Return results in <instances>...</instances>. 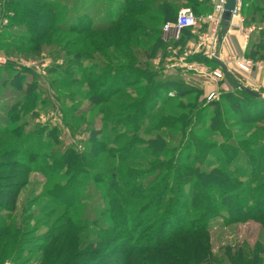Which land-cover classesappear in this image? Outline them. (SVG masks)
Segmentation results:
<instances>
[{
  "label": "rangeland",
  "instance_id": "1",
  "mask_svg": "<svg viewBox=\"0 0 264 264\" xmlns=\"http://www.w3.org/2000/svg\"><path fill=\"white\" fill-rule=\"evenodd\" d=\"M10 1L0 0V34L10 37V41L3 37L0 39V55L7 60L0 66V79H9L13 74L6 71L7 67L15 71L22 70L23 89L30 82H36L33 86L36 101L30 106V111L20 112L18 118L12 120L6 112L18 99L24 101L23 93L9 84L0 85V138L3 141L14 138L10 133L14 128L22 130V134H33L34 129L44 130L39 136L41 148H35L32 143L33 138H38L35 133L23 145L22 155L10 154L0 158V264H233L231 258H237L239 254L242 257L237 264H254L255 261L257 264H264V223L259 219L241 218L235 212L228 215L223 210H218L209 217L205 231L197 237H176L173 241L158 246L155 253L146 252L145 249L142 251L140 248L155 247L153 239L161 226V213L140 223L130 242L134 246H128V252L122 251L119 245L112 248L116 241L105 239L99 234L102 231H98L100 228L109 229L111 225L106 214L100 216V212L107 209L106 192L102 191L101 183L93 180L91 175L83 182H76V178L72 180L73 173H67V167L61 170L53 167L52 155L59 158L68 149L81 151L88 148L90 131L99 129L101 125H104L107 147L114 148L118 142L125 141L120 137L125 128L115 123L121 120L118 112L123 111L118 104L127 101V95L134 96L132 90L128 88L113 96L109 102L94 107L88 100L86 85L91 81L87 76L96 74L97 78L101 77L104 65L114 67L127 63V60L112 56L106 62L107 58L101 54L102 48L107 49L103 44L99 51L87 50L88 52L82 53L79 64L76 65L73 52L79 44L68 43L77 36L76 33L54 30L36 41L34 35L42 30L29 28L24 21H19L21 17L14 20L7 6ZM30 1L32 4L28 7H35L34 0ZM36 1L37 8L53 15L51 22L41 18V24L50 22L55 27L59 24L68 26L73 20L72 9L77 0ZM101 1L108 5V0ZM80 2L84 10L90 1ZM119 2L120 0H113L109 15L119 12L116 6ZM20 3L23 4V1ZM43 3L51 7L42 8ZM183 6L191 7L188 1H182L178 9ZM92 9L98 10L94 24L103 25L109 21L105 7L94 2ZM250 9L246 7L245 14ZM192 10L195 12V9ZM245 22L243 21L246 32L250 30L251 36L248 38V52L240 58L252 62V68L246 72L231 63L228 77L224 75V71L220 80L209 78L206 74L209 80L202 76L204 74L187 70L184 65L188 63L203 64L207 71L217 65L211 61V55L210 58L201 57L200 48L197 54L183 59L181 52L189 48H185L184 41L178 44L172 42L178 40L167 41L166 47L159 49L150 59L143 51L134 49L137 57L133 65L152 74L154 81L176 84L168 86L163 95L175 98V91L180 88L177 81H188L202 90L198 103H202L203 99L214 103L209 105L208 113L213 114V108H218L216 124L210 127L211 116H200L196 122H192L195 124L192 126L195 127L194 132L191 130L193 136L204 139L201 142L208 146V152L203 156V151L189 148L184 149L183 153H188L191 165L202 169L205 164L199 158L204 157L208 162L204 169L225 172L229 178L241 183L247 189L241 196L246 197L251 204L259 197L264 198V102L253 113L248 107L235 111L231 106L232 99L220 98L226 92L242 97V89L264 94V86L251 81L252 72L264 64V20L259 12H255ZM200 31L205 30L199 29L196 34ZM106 35L105 32H98L97 37ZM15 39L21 41L24 47L16 46ZM188 39L191 38L187 37L186 40ZM256 46L262 48L255 56L252 49ZM122 53L125 55L126 52ZM238 84L243 88L238 89ZM211 92L215 96L208 100L207 96ZM261 99L264 100V97ZM188 100L184 98L182 101L187 103ZM176 105L177 100H173L167 101L163 107L171 111ZM153 119L154 116L150 120L146 119L147 123H151ZM54 127L56 133L49 135L50 129ZM116 135H119L117 139L114 137ZM141 137L145 139L147 136L142 134ZM3 147L4 145L0 150ZM138 151L140 148L135 150ZM149 159H152L150 155L131 159L132 166L140 171L135 181L144 184L158 174L149 171ZM163 159L165 158H160V161ZM210 196L215 200L219 197L212 191ZM186 207L184 221L188 223L194 221L197 211L192 210L188 203ZM169 226L159 230V234L167 236Z\"/></svg>",
  "mask_w": 264,
  "mask_h": 264
},
{
  "label": "trees",
  "instance_id": "2",
  "mask_svg": "<svg viewBox=\"0 0 264 264\" xmlns=\"http://www.w3.org/2000/svg\"><path fill=\"white\" fill-rule=\"evenodd\" d=\"M21 1L23 4L20 3ZM89 1L86 8L82 10V4L80 0H77L72 9L74 11L73 20L68 26L59 24L57 27L50 23L53 20V15L37 8L36 0H34L35 7H28L29 4H32L30 0H11L7 6L10 8L14 20L21 17L22 21H19H24L29 28L42 30V33L38 31L34 35L36 41L54 30L76 33L77 36L68 41L71 45L79 44V47L73 52V58L75 61L77 60L76 65L79 64V57L82 53H86L87 50L99 51L103 44L107 49L102 48L104 53L100 52L107 58L106 62L112 56L127 60V63L114 67L110 64L104 65L101 69V77L97 78L96 74L87 76L91 81L86 85L88 100L94 107L109 102L113 96L123 93L128 88L132 90L134 96L127 95L128 100L118 104L123 111L118 112V118L121 120L115 123V125L125 128L120 135L125 141L118 142L114 148L107 147L104 125H101L99 129L90 131L87 140L88 148H83L81 151L68 149L59 158L52 155L53 167L60 170L65 167L70 169H67L66 172L73 173L72 180L76 178V182H83L88 175H91L93 180L101 183L102 191L106 192L107 209L100 212V216L106 214L111 225L109 229L100 228L98 231L102 232L99 234L107 240L116 241L112 248L115 249L116 245H119L122 251L128 252L130 249L128 246H134L130 245V242L134 239L140 223L148 217L151 218L161 213L163 216L160 218L162 219L161 226L153 239L155 247H150L152 249L140 248L142 251L145 249L146 252L155 253L158 246L165 242H171L176 237H197L199 233L205 231L209 217L218 210L226 211L228 215L235 212L241 218L259 219L264 223V198L259 197L250 204L246 197L241 196V193L247 190L242 187L241 183L229 178L225 172L217 169L210 171L204 169L208 166L204 157L199 158L200 162L205 164L202 169L191 165L188 160L190 156L186 152L183 153L184 149L189 148L203 151V156L208 152V146L201 142L204 139L193 136L192 132L195 127L192 126L195 124L192 122H196L200 116L210 115V127L214 126L217 122L218 108H213V114L208 113L209 105L214 103L206 102L205 99L202 100V103H198L202 90L180 81H177L180 88L176 89L175 98L163 95L168 86L176 84L167 81H154L152 74L145 73L140 67L137 68L133 65L137 57L134 49L143 51L150 59L156 55L159 49L166 47L167 41L162 37V26L164 22L174 20L182 0H120L116 5L119 12L116 11L112 15H109V12L113 6V0H108V5L101 0ZM186 1L197 12V5L193 1L185 0L183 2ZM94 2L105 7V14L109 18L106 24L96 25L93 23L98 11L92 9ZM43 6L51 7L46 3L42 4V8ZM246 7L251 9L245 14ZM255 12H259L260 17L264 20V0H240L239 13L243 16L244 22L248 18H252ZM41 18L50 22L41 24L39 22ZM98 32H105L107 35L98 38ZM190 35L189 30L183 29L178 41L172 42L176 44L180 41L185 42ZM2 37L3 35L0 34V39L4 38V40L10 41L9 36ZM14 43L20 48L24 47L23 43L17 39L14 40ZM111 46L113 47L109 52ZM248 47L249 42L246 53ZM261 48V46L254 47L252 54L256 56ZM122 51L126 52L125 55ZM129 54L130 56H128ZM207 61L209 60L207 59ZM211 61L216 64L214 59ZM6 71L13 74L9 79H0V85L9 84L24 96V101L18 99L9 106L6 112L10 119L15 120L20 112L30 111L32 108L30 106L36 101L33 87L36 82H30L23 89V71H15L10 67H7ZM240 92L242 97L226 92L220 98L222 100L232 99L231 106L235 111L248 107L255 113L263 105V99L249 95L244 89ZM184 98L189 99L187 103L182 101ZM173 100H177L175 109L170 111L163 107L167 101ZM152 116L155 119L151 123H147V120H150ZM43 130L42 128L34 129L33 134H22V130L19 128L10 130V133L15 137L10 138L9 141L8 139L3 141L0 138V148L4 145L0 150V158L10 154L22 155L23 145H26V142H29L35 133L38 138H33L32 143L36 146L35 148H41L42 141L39 136L42 135ZM50 131L49 135L54 134L56 128H51ZM142 134L147 137L143 139ZM117 136L119 135L114 137ZM138 148H140L138 152L142 154L135 152ZM142 155L152 157L148 162L149 171L158 173L154 179L145 181L144 184L135 181V177L140 175V171L131 163L132 158H140ZM160 158L165 159L160 161ZM95 167L97 169H94ZM98 167L107 170L103 171ZM211 191L219 196L216 200L211 198ZM187 203L192 210L197 211L194 221L188 223L184 221ZM98 226L100 227L99 223ZM165 226L170 228L167 231V236L164 237L163 234H159V230ZM117 242L122 244H117ZM112 248L109 247V249ZM236 257L231 258L233 264H237L242 256L239 254ZM254 264H257V261Z\"/></svg>",
  "mask_w": 264,
  "mask_h": 264
},
{
  "label": "built area",
  "instance_id": "3",
  "mask_svg": "<svg viewBox=\"0 0 264 264\" xmlns=\"http://www.w3.org/2000/svg\"><path fill=\"white\" fill-rule=\"evenodd\" d=\"M225 0H215L213 4L212 11L206 15L198 16L195 12L188 6L180 7L175 15L174 20H169L164 22L162 26V37L165 41L169 40H178L181 36L182 30L187 29L191 34H195L202 25H206V30L202 32V37L204 42H208L210 55L213 57L214 61L217 59L220 62L218 54L215 52V44L219 34V30L222 26L221 15L223 11V5ZM240 0H237L235 9L232 12V17L238 16L240 22H243V17L239 13ZM193 54L191 49H184L181 52L183 59L189 57ZM210 58V57H209ZM229 63H234L239 70L243 72L248 71L252 68V62L248 59H242L240 57L232 56L227 59ZM7 62L5 57L0 55V66L4 65ZM221 63V62H220ZM223 65L226 67V64L217 65L216 68L208 70L203 64L200 63H188L185 66L187 70L193 71L197 74L209 75L214 80H220L223 76ZM239 85V84H238ZM243 88L241 85L238 86V89ZM215 93L211 92L207 99L214 98Z\"/></svg>",
  "mask_w": 264,
  "mask_h": 264
},
{
  "label": "crops",
  "instance_id": "4",
  "mask_svg": "<svg viewBox=\"0 0 264 264\" xmlns=\"http://www.w3.org/2000/svg\"><path fill=\"white\" fill-rule=\"evenodd\" d=\"M182 1H185V0H182ZM192 1L197 5L196 15L203 16L212 11L215 0H192ZM200 29L206 30V25L203 24L202 28ZM220 31L221 33L217 37V39L218 38L220 39V42L217 46V54L220 58L221 65L223 63L226 64V67H224L223 65V68H224L223 71H224V75L228 77L227 75L228 70L231 69L232 66H231V63H229V61L227 60V58L232 57V56L240 57L241 55H245L246 47L248 45V38L251 36L250 35L251 31L248 30L249 32H246V27L244 26L243 22L239 21L238 16L231 17V21L227 29L224 30V28L221 26L219 32ZM196 33L194 35L190 33L191 35L189 37L191 39H188L185 41L186 42L185 48L187 47L191 49L194 55L198 53L197 50H199L200 48V52L202 51L201 57L206 58L208 55L210 46L207 44L208 43L207 41L204 42V39L201 35L202 31H200L198 34ZM198 40H200L201 42L199 43ZM215 50H216V44H215ZM216 65L218 64L216 63ZM255 70H256L255 72H252L253 74L251 77V81H253L257 85L264 86V64L263 66L256 67ZM202 76L207 77V75H202ZM186 83H190V82L186 81ZM190 85H193V84L190 83ZM223 85L224 83H222V86Z\"/></svg>",
  "mask_w": 264,
  "mask_h": 264
},
{
  "label": "water",
  "instance_id": "5",
  "mask_svg": "<svg viewBox=\"0 0 264 264\" xmlns=\"http://www.w3.org/2000/svg\"><path fill=\"white\" fill-rule=\"evenodd\" d=\"M236 4H237V0H225L224 1L223 11H222V15H221L222 27L224 28V30L227 29V27L231 21L232 12L235 9ZM219 42H220V39L218 38L217 42H216V50H215L216 53H217V46H218ZM215 63H217L218 65H221V63L217 59H215ZM244 91L246 93H248L249 95L254 96L256 98H263L264 97V94H260V93H257L255 91H251L249 89H244Z\"/></svg>",
  "mask_w": 264,
  "mask_h": 264
}]
</instances>
